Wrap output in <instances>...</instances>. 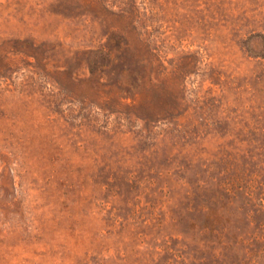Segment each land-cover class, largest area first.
<instances>
[{
    "label": "rangeland",
    "instance_id": "1",
    "mask_svg": "<svg viewBox=\"0 0 264 264\" xmlns=\"http://www.w3.org/2000/svg\"><path fill=\"white\" fill-rule=\"evenodd\" d=\"M118 8L175 119L95 70ZM0 264H264V0H0Z\"/></svg>",
    "mask_w": 264,
    "mask_h": 264
},
{
    "label": "trees",
    "instance_id": "2",
    "mask_svg": "<svg viewBox=\"0 0 264 264\" xmlns=\"http://www.w3.org/2000/svg\"><path fill=\"white\" fill-rule=\"evenodd\" d=\"M114 17L117 19L116 22L126 24L127 31L120 29V32L114 31L113 35L108 37L104 48H100L96 52L97 59L101 63L93 64L95 70L113 71L117 69L121 75H131L142 89L154 91L156 100L153 102L152 111L145 113V117L141 118L143 121L155 119L157 123H164L175 119L180 115V108L184 101L182 97L184 89L180 83L174 82L169 89L165 90L168 98L165 96V92L158 91V82L165 70L157 49L152 45L150 35L145 27L138 26L137 16L134 13L118 8ZM135 98V94H130L127 91V95L123 99H130L134 102Z\"/></svg>",
    "mask_w": 264,
    "mask_h": 264
}]
</instances>
